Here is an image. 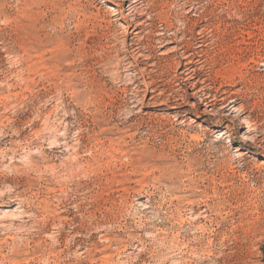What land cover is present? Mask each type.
Segmentation results:
<instances>
[{"label": "rangeland", "instance_id": "obj_1", "mask_svg": "<svg viewBox=\"0 0 264 264\" xmlns=\"http://www.w3.org/2000/svg\"><path fill=\"white\" fill-rule=\"evenodd\" d=\"M249 253L264 264V0H0V264Z\"/></svg>", "mask_w": 264, "mask_h": 264}, {"label": "bare ground", "instance_id": "obj_2", "mask_svg": "<svg viewBox=\"0 0 264 264\" xmlns=\"http://www.w3.org/2000/svg\"><path fill=\"white\" fill-rule=\"evenodd\" d=\"M133 21V20H132ZM128 23V22H127ZM130 26V25H129ZM137 27V26H136ZM135 35V34H134ZM141 40V39H140ZM156 43V42H155ZM134 51V50H133ZM183 53V52H182ZM179 55V54H178ZM185 55H186V53H184L182 56H184V59L185 60H189V56L188 57H185ZM191 60V59H190ZM189 60V61H190ZM193 61H191V63H186L185 64V66L184 67H189L190 66V69H186V76H187V81H190V80H195V79H193V76L194 75H197L196 74V72H195V70L193 69L192 70V68H193V66L194 65H196L195 63H192ZM201 65V64H200ZM197 66V65H196ZM205 69V68H204ZM198 73V72H197ZM183 74V73H182ZM185 75V74H184ZM195 77V76H194ZM198 84V83H197ZM194 85H195V83H194ZM192 86V85H191ZM198 88H197V85H195L193 88H192V94L190 95L191 97H197L198 95H199V93L201 92V91H199V90H197ZM228 93V92H227ZM227 95V94H226ZM223 97H224V95H223ZM220 101H222V103H224L225 101H226V98L224 97V98H218V97H207V107L208 108H213L214 109V107L218 104V103H220ZM200 105L202 104V103H199ZM247 120V119H246ZM254 125L252 124V123H247V126H246V128L248 129V131L249 130H251V128L253 127ZM249 133V132H248ZM242 158H245V155H242ZM252 226V225H251ZM249 228V227H248ZM252 228V227H251ZM254 229H257V226L256 225H254ZM253 231V230H252ZM253 234V233H252ZM255 235H256V232H255ZM253 236V235H252ZM250 254V253H249ZM256 264L257 262H255V260H254V256L252 255V254H250L249 256H248V260L245 262V264Z\"/></svg>", "mask_w": 264, "mask_h": 264}]
</instances>
